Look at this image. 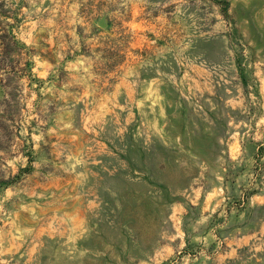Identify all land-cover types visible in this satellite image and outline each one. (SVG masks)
I'll use <instances>...</instances> for the list:
<instances>
[{"label": "rangeland", "instance_id": "374dc122", "mask_svg": "<svg viewBox=\"0 0 264 264\" xmlns=\"http://www.w3.org/2000/svg\"><path fill=\"white\" fill-rule=\"evenodd\" d=\"M8 1L0 264H264V0Z\"/></svg>", "mask_w": 264, "mask_h": 264}, {"label": "trees", "instance_id": "16d2710c", "mask_svg": "<svg viewBox=\"0 0 264 264\" xmlns=\"http://www.w3.org/2000/svg\"><path fill=\"white\" fill-rule=\"evenodd\" d=\"M20 5L21 3H17V7L12 8L8 0H0V76L3 73L6 77L5 79L0 77V90L5 80L21 75L29 77L27 71L30 72V63L23 61L27 51L13 34V28L19 22Z\"/></svg>", "mask_w": 264, "mask_h": 264}, {"label": "water", "instance_id": "95a60500", "mask_svg": "<svg viewBox=\"0 0 264 264\" xmlns=\"http://www.w3.org/2000/svg\"><path fill=\"white\" fill-rule=\"evenodd\" d=\"M98 26L101 27V28H105V23L104 21L101 19L100 21H98Z\"/></svg>", "mask_w": 264, "mask_h": 264}]
</instances>
